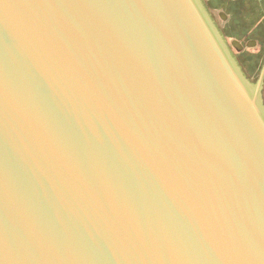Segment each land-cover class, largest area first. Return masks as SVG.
I'll return each instance as SVG.
<instances>
[{"label":"water","instance_id":"water-1","mask_svg":"<svg viewBox=\"0 0 264 264\" xmlns=\"http://www.w3.org/2000/svg\"><path fill=\"white\" fill-rule=\"evenodd\" d=\"M200 0H0V264H264V105Z\"/></svg>","mask_w":264,"mask_h":264},{"label":"flooded vegetation","instance_id":"flooded-vegetation-1","mask_svg":"<svg viewBox=\"0 0 264 264\" xmlns=\"http://www.w3.org/2000/svg\"><path fill=\"white\" fill-rule=\"evenodd\" d=\"M244 77L264 105V0H200Z\"/></svg>","mask_w":264,"mask_h":264}]
</instances>
